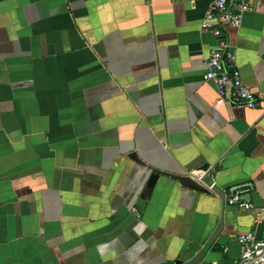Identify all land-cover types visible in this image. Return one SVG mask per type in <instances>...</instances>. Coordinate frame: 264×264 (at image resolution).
Here are the masks:
<instances>
[{"label":"crops","instance_id":"obj_1","mask_svg":"<svg viewBox=\"0 0 264 264\" xmlns=\"http://www.w3.org/2000/svg\"><path fill=\"white\" fill-rule=\"evenodd\" d=\"M213 1L0 0V264H237L264 238V0L229 31L258 108L204 79Z\"/></svg>","mask_w":264,"mask_h":264},{"label":"built area","instance_id":"obj_2","mask_svg":"<svg viewBox=\"0 0 264 264\" xmlns=\"http://www.w3.org/2000/svg\"><path fill=\"white\" fill-rule=\"evenodd\" d=\"M252 9L249 0H214L205 11L201 21V29L211 32L217 38L204 62V79L212 81L219 94L229 101L248 108H258L260 103L255 91L242 81L241 71L236 63L235 44L230 36L231 30H238L244 15ZM207 171L196 169L191 176L205 182ZM241 201L246 208L253 204L243 200L239 192L230 193L229 201ZM240 257L237 264H264V238L253 232L240 233ZM215 264H219L215 261Z\"/></svg>","mask_w":264,"mask_h":264},{"label":"water","instance_id":"obj_3","mask_svg":"<svg viewBox=\"0 0 264 264\" xmlns=\"http://www.w3.org/2000/svg\"><path fill=\"white\" fill-rule=\"evenodd\" d=\"M156 178H157V175H152L151 179H150V185H153L154 182L156 181ZM248 196V195H247ZM246 199L249 201L250 200V197H246Z\"/></svg>","mask_w":264,"mask_h":264}]
</instances>
